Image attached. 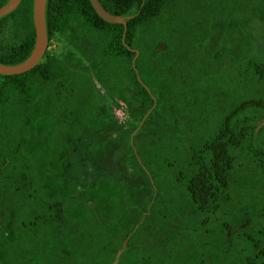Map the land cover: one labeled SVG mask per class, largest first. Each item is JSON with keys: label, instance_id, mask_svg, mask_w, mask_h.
<instances>
[{"label": "trees", "instance_id": "1", "mask_svg": "<svg viewBox=\"0 0 264 264\" xmlns=\"http://www.w3.org/2000/svg\"><path fill=\"white\" fill-rule=\"evenodd\" d=\"M33 2L0 19L1 64L32 53ZM100 2L120 17L138 13L125 26L104 21L90 0H47L48 40L62 36L69 53L0 74L1 115L6 87L20 95L16 110L5 111L19 165L0 182V264H264V54L254 46L237 54L247 63L233 61V76L219 65L248 19L234 18L235 30L205 58L195 0L177 8L166 0ZM20 10L30 27L4 45ZM119 108L115 143L109 131ZM40 133L46 140L31 152Z\"/></svg>", "mask_w": 264, "mask_h": 264}, {"label": "rangeland", "instance_id": "2", "mask_svg": "<svg viewBox=\"0 0 264 264\" xmlns=\"http://www.w3.org/2000/svg\"><path fill=\"white\" fill-rule=\"evenodd\" d=\"M170 8H177L179 5L181 7L189 6L190 2H193L194 0H166ZM194 5L196 8H198L197 12L194 14L196 15V31L198 32H203L205 34L204 38V44H203V49H202V56L207 58V53H213L214 48H216L217 44H219L220 39L224 34H226V30L234 27L235 30V25L232 26V21L234 18L241 20L243 17L248 19V27L246 28L247 30H243V28H237L236 31L233 32L231 40L227 46L224 59L219 62V65H221V72L223 71L225 74H233V71L231 69V65H233V61H236V55L237 54H242L244 52H247L249 50V47L256 49V47H259L257 51L260 53L264 54V0H195ZM180 10L176 11V14L180 16L179 12ZM237 12V13H236ZM138 11L132 9L127 17H121L122 18V23L126 26V21L133 18ZM250 14H253L250 16ZM178 16V17H179ZM232 20H230V17ZM17 18V24L14 23L12 26L1 35V41L4 43V45H8L14 42H18L23 37L24 30V24H26L28 27H30L29 22L27 24V17L26 14L24 13L23 10H20L16 14ZM208 21V22H207ZM206 24H203V23ZM226 23V25H225ZM189 22V19H187V28L185 29L188 31L189 34H191L192 26ZM231 26V27H230ZM190 36V35H189ZM195 38L199 39L198 37L195 36ZM201 39V38H200ZM124 38H123V43H124ZM249 43V44H248ZM69 47L67 46V43H65L62 40V36L56 35L52 40L49 42L46 54L43 58L44 63H47L51 59H57L61 60L66 57V54L69 53ZM130 50H132L130 48ZM138 51H136V55L133 59L132 65L135 70L136 76L138 80L141 81L140 74L138 70L136 69L135 66V60L138 57ZM224 63V64H223ZM247 61L244 59H239V61H236L235 66L240 65L241 68L243 69V66L246 67ZM234 67V66H233ZM233 76V75H232ZM237 82H234L235 84ZM12 84V85H11ZM9 84L6 87V90L3 94V99H4V114H0V146H4L6 150L4 151V155L6 156L7 160V172L6 176L4 177L3 175L0 174V182L8 184L10 181L9 179H6L7 177H15L16 175V168H18L19 164H15L16 160H12L14 158H11L10 156L12 155V152H9V149L12 147L13 143V137L10 136V142L8 141L7 137L9 136L10 132L12 131L13 125L10 122V114L5 113L6 107H9L8 109L10 110H16L14 107L19 104L20 102V95L18 91L15 88V85L13 83ZM149 93L150 90L148 89ZM226 92V90H225ZM103 93V91L101 92ZM221 100L220 102H226L225 98L223 96L218 98ZM111 99H109L110 101ZM8 101V102H6ZM230 103L223 107H228ZM216 105V104H215ZM11 106H14L13 109ZM156 106V101L154 100V105L152 109ZM216 108V107H215ZM151 109V110H152ZM150 110V111H151ZM149 111V113H150ZM9 112V111H8ZM113 112V111H112ZM148 113V114H149ZM116 114V115H115ZM124 114L123 109L119 108L113 113L115 115V123L116 125L109 131V133H112L114 136V142L116 141H121L119 138V132L121 131L120 129V124L123 122L122 118H117L122 117ZM147 114V115H148ZM146 115V116H147ZM134 136V133L131 135V143H132V138ZM41 137V133H40ZM35 140V143L32 144L29 149L30 151H34L35 148L41 147L43 141L46 140V137H41ZM86 137L83 138L82 141L85 140ZM117 142V143H118ZM4 144V145H3ZM113 150H112V163L117 164L120 162V146L119 145H113ZM31 151V152H32ZM2 153L3 150H0ZM135 152V150H134ZM30 153V152H29ZM11 158V159H10ZM23 158V157H22ZM22 158H20V161L22 162ZM3 164L1 163L0 166ZM15 166V167H14ZM4 167L1 168V171H4ZM8 175V176H7ZM149 175V173H148ZM5 179V180H4ZM13 179V178H10ZM153 183V180H151ZM176 222V221H175ZM177 223V222H176ZM193 223V219H188L186 220L187 226H190ZM118 258H116L112 264H117L118 263Z\"/></svg>", "mask_w": 264, "mask_h": 264}, {"label": "water", "instance_id": "3", "mask_svg": "<svg viewBox=\"0 0 264 264\" xmlns=\"http://www.w3.org/2000/svg\"><path fill=\"white\" fill-rule=\"evenodd\" d=\"M22 0H9L0 7V19L9 15L17 9ZM96 13L110 23H122V18L107 11L100 0H90ZM46 3L47 0H34L33 2V22L36 34L35 46L30 56L20 64L4 65L0 63V74L13 76L27 73L33 70L43 60L48 45V35L46 27Z\"/></svg>", "mask_w": 264, "mask_h": 264}]
</instances>
